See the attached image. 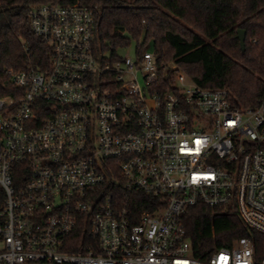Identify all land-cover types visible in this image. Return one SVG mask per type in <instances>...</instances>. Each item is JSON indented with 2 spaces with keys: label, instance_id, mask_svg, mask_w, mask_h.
I'll list each match as a JSON object with an SVG mask.
<instances>
[{
  "label": "built area",
  "instance_id": "1",
  "mask_svg": "<svg viewBox=\"0 0 264 264\" xmlns=\"http://www.w3.org/2000/svg\"><path fill=\"white\" fill-rule=\"evenodd\" d=\"M29 22L50 54L0 96V264H264V98L236 108L175 65L163 83L151 50L98 55L91 7L38 5ZM198 205L228 206L248 234L197 257L183 217ZM84 222L90 245L69 250Z\"/></svg>",
  "mask_w": 264,
  "mask_h": 264
},
{
  "label": "trees",
  "instance_id": "2",
  "mask_svg": "<svg viewBox=\"0 0 264 264\" xmlns=\"http://www.w3.org/2000/svg\"><path fill=\"white\" fill-rule=\"evenodd\" d=\"M54 3L93 9L98 55L117 60L120 50L136 43L137 54L155 53L163 83L172 82L175 65L203 88L228 89L236 108L256 106L264 98V0H0V96L8 94V71L47 65L50 49L33 33L29 12ZM240 30L246 32L245 50ZM112 192L129 197L139 211L151 209L154 201L122 187ZM183 222L200 258L248 234L228 206L198 205L185 212ZM74 236L78 245L69 250H86L91 238L85 222ZM256 237L260 257L264 236Z\"/></svg>",
  "mask_w": 264,
  "mask_h": 264
},
{
  "label": "rangeland",
  "instance_id": "3",
  "mask_svg": "<svg viewBox=\"0 0 264 264\" xmlns=\"http://www.w3.org/2000/svg\"><path fill=\"white\" fill-rule=\"evenodd\" d=\"M120 56L128 55L131 58H134L136 55V43H133L130 47L122 49L119 51Z\"/></svg>",
  "mask_w": 264,
  "mask_h": 264
},
{
  "label": "water",
  "instance_id": "4",
  "mask_svg": "<svg viewBox=\"0 0 264 264\" xmlns=\"http://www.w3.org/2000/svg\"><path fill=\"white\" fill-rule=\"evenodd\" d=\"M239 40L242 46V49L245 50L246 45V32L244 30L239 31Z\"/></svg>",
  "mask_w": 264,
  "mask_h": 264
}]
</instances>
